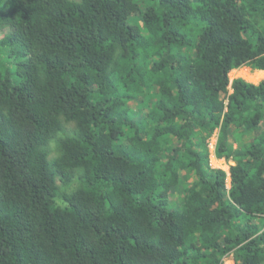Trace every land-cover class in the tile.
Returning <instances> with one entry per match:
<instances>
[{
  "label": "trees",
  "instance_id": "obj_1",
  "mask_svg": "<svg viewBox=\"0 0 264 264\" xmlns=\"http://www.w3.org/2000/svg\"><path fill=\"white\" fill-rule=\"evenodd\" d=\"M3 28L0 264H264V78L230 79L264 0H0Z\"/></svg>",
  "mask_w": 264,
  "mask_h": 264
},
{
  "label": "rangeland",
  "instance_id": "obj_2",
  "mask_svg": "<svg viewBox=\"0 0 264 264\" xmlns=\"http://www.w3.org/2000/svg\"><path fill=\"white\" fill-rule=\"evenodd\" d=\"M158 0H138L140 4V11L144 10L148 5L155 4ZM141 14H132L129 18L130 22H141ZM7 29L3 28L0 29V36L4 35L6 33ZM244 77L246 80L258 83L260 80L264 78V71L259 70V69H253L252 67L249 66H244L242 68L233 70L230 72V79H234L235 77ZM133 106H136V103L132 104ZM253 136H255L254 133L250 135L244 136V139H252ZM217 139V132L214 133L210 138H209V143L211 146V153H210V163L215 166V167H222L226 170H229V166L234 163L233 160H227L224 158H217L213 154V147L212 144H214L215 140ZM182 186V184H180ZM182 199V191L180 188L175 189L171 194H170V200L172 203L176 204L179 203ZM224 264H235L233 255L226 256L224 258Z\"/></svg>",
  "mask_w": 264,
  "mask_h": 264
},
{
  "label": "built area",
  "instance_id": "obj_3",
  "mask_svg": "<svg viewBox=\"0 0 264 264\" xmlns=\"http://www.w3.org/2000/svg\"><path fill=\"white\" fill-rule=\"evenodd\" d=\"M215 143H216V140H215V142H214V144H212V147H213V153H214V149H215ZM210 149H211V146H210ZM215 155V154H214ZM216 156V155H215ZM225 159V158H224ZM234 164V163H233ZM212 165V164H211ZM232 165V164H231ZM230 167V166H229ZM227 171H229V170H227Z\"/></svg>",
  "mask_w": 264,
  "mask_h": 264
},
{
  "label": "clouds",
  "instance_id": "obj_4",
  "mask_svg": "<svg viewBox=\"0 0 264 264\" xmlns=\"http://www.w3.org/2000/svg\"><path fill=\"white\" fill-rule=\"evenodd\" d=\"M233 79H231V81H232ZM217 140V139H216ZM209 148H210V143H209ZM215 150V149H214ZM210 153H211V149H210ZM213 154H215V153H213ZM217 157V156H216ZM217 158H219V157H217ZM234 164H235V161H234Z\"/></svg>",
  "mask_w": 264,
  "mask_h": 264
},
{
  "label": "bare ground",
  "instance_id": "obj_5",
  "mask_svg": "<svg viewBox=\"0 0 264 264\" xmlns=\"http://www.w3.org/2000/svg\"><path fill=\"white\" fill-rule=\"evenodd\" d=\"M238 69V68H237ZM234 70H236V69H234Z\"/></svg>",
  "mask_w": 264,
  "mask_h": 264
},
{
  "label": "crops",
  "instance_id": "obj_6",
  "mask_svg": "<svg viewBox=\"0 0 264 264\" xmlns=\"http://www.w3.org/2000/svg\"><path fill=\"white\" fill-rule=\"evenodd\" d=\"M264 71V70H263Z\"/></svg>",
  "mask_w": 264,
  "mask_h": 264
}]
</instances>
